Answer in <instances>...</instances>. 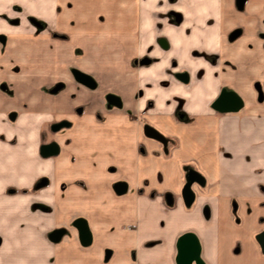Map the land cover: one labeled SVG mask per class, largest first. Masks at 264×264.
<instances>
[{
	"label": "crops",
	"instance_id": "1",
	"mask_svg": "<svg viewBox=\"0 0 264 264\" xmlns=\"http://www.w3.org/2000/svg\"><path fill=\"white\" fill-rule=\"evenodd\" d=\"M13 7L18 26L9 24ZM169 9L180 15L167 32L170 51H148L155 62L135 68L131 59L168 27ZM0 32L16 44L1 56L45 38L38 55L50 61L25 69L28 76L0 67L5 79L15 76L0 86V264H176L184 233L195 236L201 264H264L256 240L264 231V0H0ZM54 45H77V63L57 61ZM105 51L127 55L113 71L129 82L112 85L121 106L98 120L104 92L95 76ZM172 61L192 74L189 88L169 75ZM56 82L65 89L48 93ZM221 90L241 107L212 110ZM80 103L84 114L69 115ZM60 117L73 122L59 133L60 153L40 157L47 124ZM186 174L196 177L188 205Z\"/></svg>",
	"mask_w": 264,
	"mask_h": 264
},
{
	"label": "flooded vegetation",
	"instance_id": "2",
	"mask_svg": "<svg viewBox=\"0 0 264 264\" xmlns=\"http://www.w3.org/2000/svg\"><path fill=\"white\" fill-rule=\"evenodd\" d=\"M238 4H240V1H238ZM166 13L169 15L168 17L165 18L166 25L168 27L165 29L164 26H163V29L157 35L156 39H154V43H150V44L145 46V50H144V51H146L145 54L143 53V54H141V55H139L137 57H133L131 59V63L135 66V68H140V67H145L146 68V67L150 66L153 62H155V58H153L152 56L148 55V51H153L156 48L158 50H160V51H170V47L171 46H170V43H169V40H168V37H167V35H168L167 32L171 31L172 27H176L177 25H179V23H180V15H179V13L173 11L172 9H169L168 11H166ZM13 21H15V19H10L9 20V24L11 22H13ZM164 29H165V31H164ZM51 36L65 38V35L58 34V33H55V32H52ZM228 36L230 38H232L234 36V34H232V33L230 34L229 33ZM3 38H4V36L0 32V39H3ZM185 51H200V50L195 49V48H191L189 50L186 49ZM171 64H172V66H171L170 70L168 71L169 75H171L178 83L186 85L189 88L190 84L193 82L192 74L189 73L188 69H183L182 68V69H174L173 70L172 68L175 67L176 63H175V61H172ZM75 72L76 71L71 72L72 77L74 79H76V80H79L83 84H86L85 77L81 73H77V72L75 73ZM182 74L185 76V80H181V79L178 78V75H182ZM0 86L1 87H7L5 84L4 85L2 84ZM64 89H65V83L64 82H56L50 88L47 89V92L52 94V93H57L59 91H63ZM256 93H257V91H256ZM141 95H142V90L140 88H138L136 90V92H135V96L141 97ZM216 97H217V95H216ZM111 98L116 100L118 102V105H114V104L110 103L108 101V99H111ZM214 99H212L211 102L208 105L210 108H211L210 105H211V103L213 102ZM120 106H121V98H120V96L118 94L113 93V92L106 91L101 96L98 109L96 111H93L94 112V116H95L96 119L100 120V119H102L105 116L106 111L111 110L112 108H119ZM85 110H86V106L84 104H82V103L76 104L69 110V115H71L73 117H81L84 114ZM13 114H14V116H13ZM15 114L16 113L13 111V113L9 112L7 116L10 119L14 120ZM59 122L64 123L63 126L59 127L56 130H52V127L55 124L59 123ZM72 125H73V122L71 120H69L67 117H65V118L64 117H60V118H58L56 120L53 119L52 121H50L47 124L46 130H45V132L43 134L44 137H46V140H44L43 142L39 143V145H38V150H37L38 155L40 157H42L40 155V153H39L40 145L47 144V143H50V142H55L56 143L57 151H56L55 154L49 155V156H45V157H56L57 155H59V153H60V145L58 143L59 133L68 130L69 128L72 127ZM10 142L13 143L14 139H11ZM65 143H67V140H65ZM188 175L190 177H192L193 179L195 178V180H196L195 175H191V174H188ZM83 225L86 228L87 234H85L84 238L83 239L81 238V240H80V237H79V241H80V243L82 245H85V244H87L89 242V233H88V230H87V226H86L85 222L82 223V221H80V220L76 221L77 228H79V227L83 228ZM64 232H65V229H62V228L55 229L52 232H50L48 234V236L52 240H55V239H58Z\"/></svg>",
	"mask_w": 264,
	"mask_h": 264
},
{
	"label": "rangeland",
	"instance_id": "3",
	"mask_svg": "<svg viewBox=\"0 0 264 264\" xmlns=\"http://www.w3.org/2000/svg\"><path fill=\"white\" fill-rule=\"evenodd\" d=\"M14 9H17L16 13H14L15 15V21L11 22L10 25L12 26H18L19 23H17L19 21V17H21L22 15L19 16V8L17 7H13ZM165 17H168L169 15L167 13L164 14ZM14 17V16H13ZM28 17V16H27ZM29 21L33 22V19L28 17L27 18ZM22 20V19H20ZM29 24V23H28ZM43 25V24H42ZM42 25H38L37 26V31L38 32H42L44 30L43 26ZM29 31L31 32H35V30H32L31 28H29V25H28V28H27ZM2 35L4 36L3 39H0V67H2L3 65L7 66L9 69H11L12 72H18L20 71L21 69L24 71L23 72V75L25 74V76H28L30 75V72L31 71H25L26 70H29L31 66H35L36 64H45V63H49V59H46L47 58V55L46 54H43V55H38V50L40 49H45L46 50V41H45V38H42L39 40V42L41 43L38 47L39 48H32V49H21L19 48V50H16V51H27L26 54H21L20 52H18L17 54L15 53H12L10 55V57H7L6 55H2L1 54L3 53V51H5V49L8 47V46H11L12 47H16L15 45L16 44H8L7 42V39H5V33L4 32H1ZM23 39H17V41H22ZM10 41V40H9ZM152 43H154V40L151 39L150 40ZM6 42V43H5ZM70 45V43H69ZM55 47V51H60V53L58 52L55 56H57V61L62 59L63 63L65 65H74L75 63H77V57H78V52H81V51H78V47L77 45H71L70 47H66L64 50H60L61 47H58L57 45H54ZM72 47V48H71ZM58 48V49H57ZM157 49V48H156ZM63 51V52H61ZM70 52V54L68 53ZM103 52V51H102ZM105 53L107 55H103L101 56V59L103 60V62L100 64L102 65L101 67L104 68V70L100 71L98 76L96 74L95 76V79L97 80V78L99 79V81H102L100 82V90L101 92H105L106 90H108V92H113L115 94H118L120 91H117L118 93L115 92V89L116 86H112V85H121L120 86V89L121 90H124L123 86L125 87V85L127 84L126 82H129V78H127L126 76H121L117 79H115L114 75V69L118 68L119 65L123 64V61L125 60V62H127V55L125 57V55H122V56H118L116 58V55L114 54H109L110 51H105ZM124 53H126V51H124ZM125 58V59H124ZM127 58V59H126ZM3 60H5V62H3ZM56 60V59H55ZM2 62V63H1ZM89 59H86V64H89ZM2 70V69H1ZM27 72V73H26ZM93 74V73H91ZM17 76V75H16ZM9 78H13V79H5L1 74H0V85H6L7 87L11 84H14V79H15V76H11ZM19 78V76H18ZM42 80L45 79V78H41ZM18 80V79H17ZM114 91H113V90ZM9 92L11 91V89L9 88L8 89ZM110 90V91H109ZM87 106V105H85ZM11 113H13L12 111L13 110H10ZM9 111V112H10ZM57 118H54V120H56Z\"/></svg>",
	"mask_w": 264,
	"mask_h": 264
},
{
	"label": "water",
	"instance_id": "4",
	"mask_svg": "<svg viewBox=\"0 0 264 264\" xmlns=\"http://www.w3.org/2000/svg\"><path fill=\"white\" fill-rule=\"evenodd\" d=\"M178 78L181 80H185V76L178 75ZM254 88L257 91V100L262 99V93L259 88V83H254ZM108 101L114 105H118V102L114 99H108ZM241 100L240 98L231 91L221 90L217 97L211 103V108L217 112H230L236 111L241 107ZM64 123H57L52 127V130H56L59 127L63 126ZM57 151V145L55 142H50L47 144H42L39 147V153L42 157L49 156L55 154ZM184 184L181 188V197L183 203L188 205L193 199V193L190 190V183L193 179L189 175H185L184 177ZM78 234L83 239L85 234H87L86 228L83 225V228H77ZM256 240L258 241L261 251L264 252V231L260 232L256 236ZM199 247L197 240L194 235L191 233H184L178 237L176 241V257L175 262L176 264H201L199 260Z\"/></svg>",
	"mask_w": 264,
	"mask_h": 264
}]
</instances>
